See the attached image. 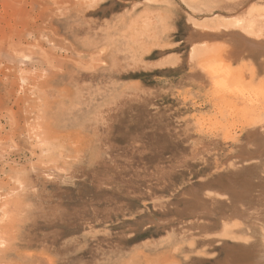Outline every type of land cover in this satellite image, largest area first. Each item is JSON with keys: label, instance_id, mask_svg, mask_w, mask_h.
Returning a JSON list of instances; mask_svg holds the SVG:
<instances>
[{"label": "rangeland", "instance_id": "obj_1", "mask_svg": "<svg viewBox=\"0 0 264 264\" xmlns=\"http://www.w3.org/2000/svg\"><path fill=\"white\" fill-rule=\"evenodd\" d=\"M263 2L0 0V264L261 255L264 226L217 220L229 179L255 164L264 176L260 154L238 158L253 149L240 111L264 89L246 73L223 82L219 41L190 65L185 40ZM189 194L211 213H188Z\"/></svg>", "mask_w": 264, "mask_h": 264}, {"label": "bare ground", "instance_id": "obj_2", "mask_svg": "<svg viewBox=\"0 0 264 264\" xmlns=\"http://www.w3.org/2000/svg\"><path fill=\"white\" fill-rule=\"evenodd\" d=\"M261 7V9L246 13L240 19L235 20L229 27L224 26L214 30L207 29V32H201L198 28L192 26L191 32H189L185 40L190 46V52L188 54L190 65L191 61H193L191 57H193L194 54H198V56L200 53H204L205 55L210 54L213 51L210 48L211 43L219 41L223 43L219 47L220 57L224 61L225 66L228 67L226 71L228 76H226L227 79H223V82L228 83L229 79L232 81L233 76H238L239 73H241L240 75L246 73L248 79L259 81L257 83L262 87L260 90L264 89V2ZM233 67L235 69L232 72L229 68L232 69ZM239 76H235L234 78L239 80ZM241 77L243 78V76ZM254 99L256 100V98ZM255 100L249 101L248 107L240 111V113L242 112L241 117L244 124L242 127L246 128L245 139L247 140V144L253 148L251 152L247 150L239 153L238 158L240 161L245 159L250 160V158H253L257 154H260V160L262 162L264 161V101L262 100L261 102V99L260 101ZM233 104L235 105L237 103L233 102ZM259 168L261 169V166L258 167V165L255 164L253 165V170L238 173L234 180H228V189L226 190L228 199L223 205L228 210H232V213L224 217L220 216L217 220V223L223 230H228L227 227H229V222L232 218L242 220L244 223H232L236 226V230H233V234L243 233L242 231L245 232V229L253 228L256 230V225L264 226L261 225L264 223H257L259 221L264 222V176H255L256 173L260 171ZM258 175H260V173ZM256 178H258V180H256ZM188 197L191 202V204L187 206L186 211L188 213L192 214L198 211V208L202 210V212H198L200 214L208 215L211 213L200 196H192L189 194ZM228 201L232 202V206ZM251 222L253 223L249 224ZM240 225L242 227H239ZM240 246L248 249L257 245L255 242H250L248 244H240ZM261 247H263L261 255L258 256V253L255 251L256 248L254 247L253 252H244L239 255V262H235V264H264V245Z\"/></svg>", "mask_w": 264, "mask_h": 264}]
</instances>
